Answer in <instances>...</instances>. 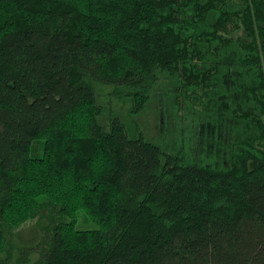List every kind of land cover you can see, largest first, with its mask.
Instances as JSON below:
<instances>
[{"label": "trees", "instance_id": "1", "mask_svg": "<svg viewBox=\"0 0 264 264\" xmlns=\"http://www.w3.org/2000/svg\"><path fill=\"white\" fill-rule=\"evenodd\" d=\"M232 71L223 166L99 121ZM0 264H264V0H0Z\"/></svg>", "mask_w": 264, "mask_h": 264}, {"label": "rangeland", "instance_id": "2", "mask_svg": "<svg viewBox=\"0 0 264 264\" xmlns=\"http://www.w3.org/2000/svg\"><path fill=\"white\" fill-rule=\"evenodd\" d=\"M235 72L225 73L223 89L218 97L199 99L187 96L181 104H177L166 82L160 81L139 114L132 112V103L128 98L111 95L109 92L113 88L103 86L105 88L97 89L98 102L103 110L99 121L105 125L116 117L131 138L143 136L146 141L171 153L183 149L192 162L202 161L209 167L223 166L231 144L243 137L242 128L226 114L228 110L240 106L237 93L232 92L234 78L239 75ZM84 219V214L80 213L78 229L96 228L94 223ZM34 226L36 220L24 226L20 236L26 237Z\"/></svg>", "mask_w": 264, "mask_h": 264}]
</instances>
